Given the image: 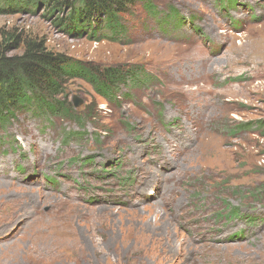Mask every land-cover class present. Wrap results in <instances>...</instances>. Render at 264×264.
<instances>
[{
    "label": "rangeland",
    "instance_id": "obj_1",
    "mask_svg": "<svg viewBox=\"0 0 264 264\" xmlns=\"http://www.w3.org/2000/svg\"><path fill=\"white\" fill-rule=\"evenodd\" d=\"M233 1L136 5L120 41L45 5L0 14V42L153 75L113 103L73 79V116L0 126V264H264V137L236 130L264 119V0ZM170 9L182 23L161 27Z\"/></svg>",
    "mask_w": 264,
    "mask_h": 264
},
{
    "label": "trees",
    "instance_id": "obj_2",
    "mask_svg": "<svg viewBox=\"0 0 264 264\" xmlns=\"http://www.w3.org/2000/svg\"><path fill=\"white\" fill-rule=\"evenodd\" d=\"M233 0H230V2ZM234 2V1H233ZM39 5L48 6L49 14L65 13L64 26L81 27L93 37L120 41L128 32L125 16L136 5L151 16L158 17L153 0H0V14L24 11ZM69 22V23H68ZM170 22L181 24L182 20L174 9L161 16L158 24L167 28ZM87 32V36L89 35ZM100 34V35H99ZM23 45L20 54L10 55L12 48ZM81 79L109 103L119 102V97L149 84L153 75L146 74L143 66L115 65L101 67L92 62L74 58L62 52L50 50L46 42L37 37L23 38L10 34L0 42V126L5 128L19 113L66 118L73 116L71 103L63 98L68 81ZM254 127L264 137V119L237 124L236 130ZM79 160V159H77ZM264 199V185L259 189ZM230 207V206H229ZM238 207H232L230 216L238 215Z\"/></svg>",
    "mask_w": 264,
    "mask_h": 264
},
{
    "label": "water",
    "instance_id": "obj_3",
    "mask_svg": "<svg viewBox=\"0 0 264 264\" xmlns=\"http://www.w3.org/2000/svg\"><path fill=\"white\" fill-rule=\"evenodd\" d=\"M82 104V101L79 100L77 97L74 98V106L75 107H78Z\"/></svg>",
    "mask_w": 264,
    "mask_h": 264
},
{
    "label": "bare ground",
    "instance_id": "obj_4",
    "mask_svg": "<svg viewBox=\"0 0 264 264\" xmlns=\"http://www.w3.org/2000/svg\"><path fill=\"white\" fill-rule=\"evenodd\" d=\"M41 250H45V251H52L53 250V248L51 247V246H49V245H45L44 247H42V249Z\"/></svg>",
    "mask_w": 264,
    "mask_h": 264
}]
</instances>
